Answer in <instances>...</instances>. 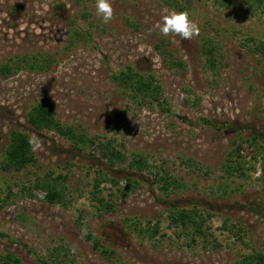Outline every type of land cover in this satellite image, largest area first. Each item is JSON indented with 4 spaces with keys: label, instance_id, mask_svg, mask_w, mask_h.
Listing matches in <instances>:
<instances>
[{
    "label": "rangeland",
    "instance_id": "1",
    "mask_svg": "<svg viewBox=\"0 0 264 264\" xmlns=\"http://www.w3.org/2000/svg\"><path fill=\"white\" fill-rule=\"evenodd\" d=\"M168 1L111 0L114 18L104 24L95 0H0V63L52 57L45 72L0 76V264H240L264 256V0H177L200 27L192 40L155 28L172 10ZM206 36L220 48L215 71L201 56ZM127 67L154 77L162 105L138 106L119 89L111 76ZM43 99L62 125L113 141L124 162L110 176L139 182L128 197L110 182L96 191L105 163L94 146L78 149L27 123ZM13 130L28 134L34 157L18 171L3 167ZM232 150L241 169L229 174ZM136 155L152 175L129 167ZM163 173L176 189H161L154 174ZM53 179L66 188L65 205L50 204L37 184ZM100 196L111 211L99 207ZM176 208L200 214L204 234L173 225Z\"/></svg>",
    "mask_w": 264,
    "mask_h": 264
},
{
    "label": "trees",
    "instance_id": "2",
    "mask_svg": "<svg viewBox=\"0 0 264 264\" xmlns=\"http://www.w3.org/2000/svg\"><path fill=\"white\" fill-rule=\"evenodd\" d=\"M168 5L172 10L176 11H187L188 7L179 3L177 0H169ZM201 56L204 59L205 65L211 71H215L216 66L220 62V48L218 43L214 42L213 39L206 36L204 37L201 44ZM15 62H4L0 63V76L6 77L20 69H27L35 72H45L49 69L52 64V57L47 54H32L16 57ZM176 66H180L179 62H172ZM111 80L123 91L127 96L134 100L138 106H151L153 104L162 105L161 98V87L156 84L154 77L151 74H143L140 71L134 70L132 67H127L126 70L120 71L117 74L111 76ZM54 109L49 99H43L41 102L31 107L27 113V123L35 130L41 131H52L64 138L66 141L72 142L74 147L83 149L88 146H94L100 153L103 161L104 168L98 171L95 186L98 191L100 184L110 182L117 188L119 196L126 198L132 193L135 187L138 185V180L131 176L125 177L122 180H117L111 177L109 172L114 166H121L124 162V156L120 150H117L113 146L112 140L95 142L92 138H85L82 134H79L72 127H66L62 125L54 115ZM238 155L235 150H232L231 158L229 163L234 160V155ZM237 157V156H236ZM34 162L32 141L27 133L23 131L13 130L9 134V145L4 154V169H14L16 171L26 167L27 165ZM236 162V161H235ZM129 167L135 169L136 172L142 173L147 169L146 160L136 155ZM228 173L232 174L233 170L239 171L241 166L239 162H236V167L231 168L228 164ZM148 173L152 175V172L148 170ZM156 181L159 183L161 189L165 192H169L171 189H176L178 186L172 176L163 173L162 175L154 174ZM123 182L120 186L119 183ZM41 185L45 190V199L50 204H63L65 205V190L63 184L58 183V180H48L42 182ZM120 186V187H119ZM100 192V190H99ZM110 196V195H109ZM111 198V196H110ZM104 211H111L113 202L106 199L103 196L96 197L95 199ZM209 216V214L207 213ZM170 222L173 225L181 226L183 230L193 229L195 233L204 234L202 226L204 225V219L196 211H187L185 209H174L170 212ZM148 236L151 238L153 235L158 233L157 225L153 226L151 230H146ZM88 240L94 239L90 233L86 236ZM93 247L99 249L101 247L100 242L96 239L93 242ZM111 251L103 250V253H109ZM108 255V254H107ZM7 261H13L18 263L19 261L14 258L7 256ZM264 261V256H252L248 255L243 257L240 264H257V261ZM38 264H49L47 261H43L38 258Z\"/></svg>",
    "mask_w": 264,
    "mask_h": 264
},
{
    "label": "clouds",
    "instance_id": "3",
    "mask_svg": "<svg viewBox=\"0 0 264 264\" xmlns=\"http://www.w3.org/2000/svg\"><path fill=\"white\" fill-rule=\"evenodd\" d=\"M114 11L111 0H95V14L104 24L112 21ZM155 28L162 36L179 37L181 40H192L200 35V27L190 19L187 11L164 9L161 21L155 25Z\"/></svg>",
    "mask_w": 264,
    "mask_h": 264
}]
</instances>
